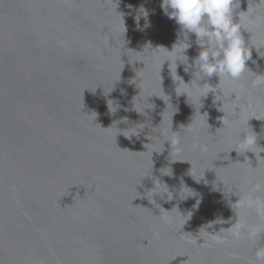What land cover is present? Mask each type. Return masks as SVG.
<instances>
[{"label": "water", "instance_id": "1", "mask_svg": "<svg viewBox=\"0 0 264 264\" xmlns=\"http://www.w3.org/2000/svg\"><path fill=\"white\" fill-rule=\"evenodd\" d=\"M239 2L260 56L222 106L176 76L201 49L162 0H0V264H264V6Z\"/></svg>", "mask_w": 264, "mask_h": 264}, {"label": "clouds", "instance_id": "2", "mask_svg": "<svg viewBox=\"0 0 264 264\" xmlns=\"http://www.w3.org/2000/svg\"><path fill=\"white\" fill-rule=\"evenodd\" d=\"M257 5L264 6V0H258ZM161 7L164 14L170 19H173L175 23L180 26L181 32L184 36L183 55L186 56L185 53L187 49L191 47V44L188 42L189 34L195 35V42L201 49L192 64H189L187 56L186 64L181 63L179 59L176 60V76L179 80H182L184 84H191L185 83L184 80L177 75V67L179 63L186 66V72L189 71L190 68H194L193 77H200L199 82L213 76L218 77L219 84L216 87H212L207 83L200 86L209 89L206 97L211 93L215 97L214 102H222V100L218 99V97L223 96V92L218 89L220 83L225 79L232 81L239 80L246 72H252L248 67V61L252 59L253 49H255L260 56L257 48L254 45H249L251 36L246 41L243 35V33L248 32V29L243 22L244 19L247 18L249 22H254L252 17L248 15L249 9H247L246 12H237V9L240 8L239 0H162ZM139 11L141 15L147 18L148 13L143 7H141ZM236 17H238V19ZM139 19L140 16H137L136 20L138 27ZM145 26L150 25L146 23ZM177 44H175L172 51L169 52H173L176 49ZM166 62L168 63L170 74L172 76L173 61H165L164 65ZM175 82L177 84L176 92H178L180 84L178 81ZM253 84L257 86L264 85V75L256 74V79L253 81ZM181 95H186L188 97L187 93ZM233 95L235 96V94ZM223 119L224 117L222 120ZM165 141L170 143L171 150L177 148L179 144V139ZM252 146H257V135L244 134L238 147L243 150L244 154L251 152L257 157V154L250 150ZM193 147L200 151H207L205 146L199 144H194ZM260 153L259 157L261 158ZM255 188L256 190H261L264 188V185L257 184ZM188 197L190 196H187L185 199ZM199 203L200 201L197 200L195 207H198ZM236 227L242 228L243 225L238 224ZM236 235L238 236L239 232H237ZM257 256L258 258L264 259V250L258 252Z\"/></svg>", "mask_w": 264, "mask_h": 264}]
</instances>
